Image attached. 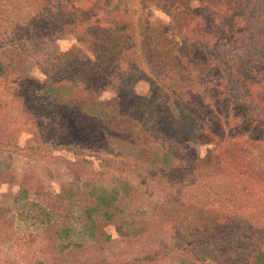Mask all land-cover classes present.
Here are the masks:
<instances>
[{
    "label": "rangeland",
    "instance_id": "374dc122",
    "mask_svg": "<svg viewBox=\"0 0 264 264\" xmlns=\"http://www.w3.org/2000/svg\"><path fill=\"white\" fill-rule=\"evenodd\" d=\"M74 2L81 8L76 16L71 15L55 36L38 42L42 44L31 42L30 54L17 63L18 73H0V134H5L4 141L12 140L10 146H0V264H213L214 259L219 263L223 260L214 249L219 242L245 253L241 264L248 260L264 264V258L258 263L256 257L258 251L264 256V187L247 170L248 160L221 161L223 148L218 149V157V152L208 157V146L195 136L178 128L173 129L177 136L167 132L164 124L157 122L165 115L157 107L162 102L155 85L145 79L122 82L110 74L108 81L96 86L94 95L106 102L116 98L123 113L128 109L123 105L137 100L134 93L141 97V104H147L143 120L158 129L154 131V136L160 137L157 141L147 136L145 124H140L133 131V140L126 135H108L107 141L80 144V138L55 108L57 102H73L76 92L70 84L61 86L59 95L45 92L46 100L38 113L27 110L25 102L32 105L35 98L18 91L21 77L45 81L73 47L83 52L73 53L78 61L88 53L93 57L87 43L78 38L83 27L76 18L87 14L93 21L107 24L127 11L152 24L166 26L170 22L153 0ZM188 68L207 75L210 93L222 83L219 65L189 64ZM192 87L197 91L191 97L193 109L208 114L205 104H210V99H203L199 81ZM235 99L230 96L228 101L234 103ZM215 104L223 112L228 103L220 98ZM209 117L219 141L227 142L221 133L225 125L236 142L248 139L247 126L235 129V122L223 123L227 120L224 116L220 121ZM237 121L242 123L243 119ZM252 129L257 131L252 133L255 143L251 152L260 154L264 121ZM163 143L174 145L176 155L165 154ZM257 161H264V156ZM145 170V174L151 173L146 179ZM251 190L259 193L255 207ZM99 197H106L111 204H103ZM179 238L199 246L176 250ZM202 242L212 246L201 247Z\"/></svg>",
    "mask_w": 264,
    "mask_h": 264
},
{
    "label": "trees",
    "instance_id": "16d2710c",
    "mask_svg": "<svg viewBox=\"0 0 264 264\" xmlns=\"http://www.w3.org/2000/svg\"><path fill=\"white\" fill-rule=\"evenodd\" d=\"M74 1L0 0V73H18L17 63L22 56L30 54L28 46L31 42L38 43L55 36L69 23L71 15L76 16L81 8ZM153 4L170 18L168 25L152 24L149 19L136 18L127 11L107 24L99 19L93 21L87 14L83 19L76 18L83 27L78 38L87 43L93 57L88 53L78 61L79 57L74 58L73 53L81 55L83 52L73 47L65 52V56L69 57L61 61V66H57V71L48 75L45 81H35L27 75L21 77L18 91L26 93V97L33 94L35 98V106L25 102L27 110L38 113L46 100L45 92L53 91L59 95L60 87L70 84L76 92L73 102L62 105L57 102L55 108L80 138V144L107 141L108 135H126L133 140L135 127L145 124L143 115L147 104H141V97H136L134 93V99L138 101L123 105L124 109L128 108L123 113L119 100H99L94 91L102 80L108 81L110 74H115L122 82L145 79L158 89L159 100L163 104L157 107L165 116L163 121L157 122L163 123L167 132L177 136L173 129L178 128L188 136H195L201 144L208 146V157L217 152L218 157V149L223 148L221 161L226 159L230 163L234 160L240 163L242 159L248 160L245 165L247 170L250 169V173L264 187V161L256 162L259 156H264V147L260 154H253L250 148L255 143L252 133L257 131L252 127H260L264 121V0H153ZM203 63L220 67L218 73L222 76V83L211 93V85L206 84L207 75L201 70L195 73L188 68L189 64L198 66ZM196 80L205 93L203 99L211 101L205 104L208 111V114L203 111L205 115L195 112L191 105L192 95H197L192 87ZM230 96H236L234 103L238 105L228 101ZM220 98L229 104L223 112L215 104ZM44 110L47 111L46 107ZM130 112L134 114L130 115ZM209 115L218 121L224 116L227 120L223 123L229 125L235 122V129L247 126L248 139L243 140L244 143L236 142L232 130L224 124L221 133L227 142L219 141ZM239 118L243 119L242 123L237 121ZM143 130L151 139L160 140V137L154 136V131L156 133L158 129L145 124ZM4 135L0 134V146H10L12 140L4 141ZM164 145L165 154L170 157L176 155L174 145ZM142 146L143 143L139 148ZM119 168L124 170V167ZM150 175L147 171L143 178ZM258 194L255 190L250 191L253 207L259 200ZM99 198L103 204H111L106 197ZM199 244L201 247L206 245L204 242ZM175 245L176 250L199 246L183 238H179ZM210 246L207 244L205 248ZM214 249L223 260L219 263L214 259L216 263L213 264H241L246 260L245 253L228 244L216 243ZM233 250L237 252L233 254ZM257 253V262L260 263L264 256L260 251ZM246 263L251 262L248 260Z\"/></svg>",
    "mask_w": 264,
    "mask_h": 264
}]
</instances>
